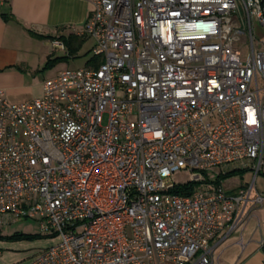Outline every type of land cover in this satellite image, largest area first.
<instances>
[{
    "label": "built area",
    "instance_id": "obj_1",
    "mask_svg": "<svg viewBox=\"0 0 264 264\" xmlns=\"http://www.w3.org/2000/svg\"><path fill=\"white\" fill-rule=\"evenodd\" d=\"M254 23L260 0H92L77 35L96 68L21 104L0 91V229L33 219L56 240L24 264H212L264 168ZM245 171L250 187L227 192Z\"/></svg>",
    "mask_w": 264,
    "mask_h": 264
},
{
    "label": "crops",
    "instance_id": "obj_2",
    "mask_svg": "<svg viewBox=\"0 0 264 264\" xmlns=\"http://www.w3.org/2000/svg\"><path fill=\"white\" fill-rule=\"evenodd\" d=\"M91 11L92 0H0V91L8 103L21 104L41 96L44 78L61 71L58 62H53L59 58L57 52H64L60 58L67 57L64 41L78 36ZM54 41L62 48H55ZM48 61L50 66H46ZM41 71L45 73L39 77ZM240 189L244 188L233 187L230 193ZM263 189L261 179L259 192L240 205L236 228L217 236L212 264H264L260 248L264 240ZM257 196L262 199L260 204L254 202ZM9 244L0 241V264H10L5 260Z\"/></svg>",
    "mask_w": 264,
    "mask_h": 264
},
{
    "label": "rangeland",
    "instance_id": "obj_3",
    "mask_svg": "<svg viewBox=\"0 0 264 264\" xmlns=\"http://www.w3.org/2000/svg\"><path fill=\"white\" fill-rule=\"evenodd\" d=\"M254 34L255 38L258 41L264 42V31L260 28L259 25L254 23ZM87 40V41H86ZM92 42L86 38H84V43L81 45L79 50L75 55L72 57H65V59L60 60L58 62V68L61 70H74L83 68L86 65V61L90 59L91 57V48ZM57 56L64 57L65 54L63 51H58ZM61 63V64H60ZM45 71H41L38 73L39 77H42L44 75ZM46 76L44 79H49L53 77ZM215 173V170L209 171L208 175H213ZM230 174V173H228ZM226 174V175H228ZM225 175V176H226ZM224 177V176H223ZM264 173H260L258 175L253 183V188L251 191V195H255L260 190V182L261 179H264ZM190 179L189 173H177L172 177V180L176 184H184L188 182ZM253 179V173L251 171H245V172H236L234 176L224 180V189L227 192H231L233 187L237 188H244L247 189L250 187V184ZM0 233L5 236H11L13 234H26V235H40L41 234L39 230V223L36 220L33 219H18L14 223L4 226L0 229ZM46 237V236H44ZM55 239H39L35 241H19V242H13L10 245V251L5 252L7 256H5V260H7V263L10 264H21L24 261L30 259L34 255H36L40 250L45 249L47 247H50L51 245L55 244Z\"/></svg>",
    "mask_w": 264,
    "mask_h": 264
},
{
    "label": "trees",
    "instance_id": "obj_4",
    "mask_svg": "<svg viewBox=\"0 0 264 264\" xmlns=\"http://www.w3.org/2000/svg\"><path fill=\"white\" fill-rule=\"evenodd\" d=\"M83 43H84L83 37H78L75 35L69 36L64 41V44L66 45V49H67V57H72L73 55H75ZM63 59H65V58H58V59L54 60L53 62H56V61L59 62L60 60H63ZM99 62H100L99 58H95V59L92 58V59L87 60L85 65L86 66L91 65L94 68H96L98 66ZM50 63L51 62L48 61L46 66H50ZM235 173L236 172H231L230 174L222 177L221 180H226V179L234 176ZM195 185L196 184H194V183H190V184H187L186 186H182V187L177 186L173 189L172 192L175 194H182V192H184L186 190H190ZM262 197L264 198V189L262 192ZM39 239H52V237H44V236H40V235H26V234H13L11 236L10 235L5 236V235H2L0 233V241L1 242H7V243H13V242H19V241H35V240H39Z\"/></svg>",
    "mask_w": 264,
    "mask_h": 264
},
{
    "label": "water",
    "instance_id": "obj_5",
    "mask_svg": "<svg viewBox=\"0 0 264 264\" xmlns=\"http://www.w3.org/2000/svg\"><path fill=\"white\" fill-rule=\"evenodd\" d=\"M261 1V3H262V5H263V7H264V1L263 0H260ZM264 263V262H263Z\"/></svg>",
    "mask_w": 264,
    "mask_h": 264
}]
</instances>
